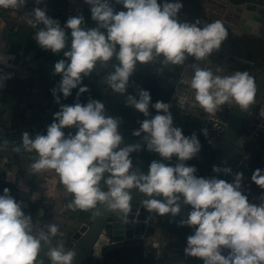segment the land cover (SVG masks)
I'll list each match as a JSON object with an SVG mask.
<instances>
[{
  "label": "clouds",
  "instance_id": "clouds-1",
  "mask_svg": "<svg viewBox=\"0 0 264 264\" xmlns=\"http://www.w3.org/2000/svg\"><path fill=\"white\" fill-rule=\"evenodd\" d=\"M34 3L27 21L36 30L34 41L45 51L63 52L64 58L54 64L53 72L60 81L51 89L60 108L46 134L32 137L25 131L21 145L12 150L37 154L30 165L33 172L54 170L73 197L69 209L87 211L103 205L106 211L127 217L133 199L130 193L135 189L143 194L146 210L171 217L170 222L181 214V205L190 206L187 218L177 225L192 229L186 238V257L203 264H264V202L252 203L243 193V173L213 166L214 173L231 176V181L197 176V168L187 162L199 156L201 143L195 133L185 136L181 128L174 126L171 104H153L150 93L142 88L135 95L127 94L138 64L161 57L163 65H183L189 57L196 62L207 61L228 38L223 21L180 22V0H84L95 27L83 26L82 14L69 16L61 26L47 15L46 6H41L45 0ZM25 4L26 0H0L3 8ZM114 5H121L123 10L117 11ZM113 58L117 63L106 77L108 85L114 92L126 94L125 106L145 117L132 132L141 142L125 146L119 117L107 115L99 100L79 102V97L89 92L87 86H82L83 78L91 75L97 62ZM190 67L194 73L189 81L194 95L192 107L209 115H215L226 104L249 112L257 96L255 78L249 72L226 75L219 66L214 71L199 63ZM10 78L0 74V87H5ZM74 89H78L77 102L62 104L61 95L67 99ZM150 107L156 112L154 116ZM260 115L264 117V111ZM73 128L75 134H65V129ZM8 144L4 140L0 147ZM141 151L160 157L150 162L147 173L134 168L130 158ZM173 157L175 164L166 163ZM251 182L264 190V170H254ZM57 233L58 227L49 224L47 232L41 229L34 234L32 217L24 213L9 189H4L0 195V264H35L42 242H49V236ZM48 256L52 264H73L76 252L65 251L61 241L49 249Z\"/></svg>",
  "mask_w": 264,
  "mask_h": 264
},
{
  "label": "crops",
  "instance_id": "crops-1",
  "mask_svg": "<svg viewBox=\"0 0 264 264\" xmlns=\"http://www.w3.org/2000/svg\"><path fill=\"white\" fill-rule=\"evenodd\" d=\"M35 6L34 0H26V4L19 8L0 7V74L11 76L5 82V87H0V119L3 124L14 130V136L7 140L8 146L0 147V181L18 188L21 207L27 208L30 203L37 205L34 215L31 216L34 234L41 229L47 232L49 224L58 227L56 236H49V242H42L35 262L52 264L48 256L49 249L61 241L64 242V248L70 249L74 240L90 225L95 209H69L68 204L72 202L73 197L66 191L54 170L33 172L30 165L38 158L37 154L23 150L17 153L12 150L14 146L21 145L22 131H46L57 112V103L49 91L48 77L53 74L54 64L60 60L63 52L53 54L51 51H45L34 41L36 30L28 25L27 21L31 9ZM41 6H46L47 15L58 20L61 26L71 16L69 12H65L66 8H69V11L72 8L81 11L89 8L84 0H45V5ZM225 8L234 10L228 6ZM252 22L257 21H250L249 24ZM221 65L225 64H218ZM188 94L185 89L179 102L181 103V99H194V96L192 98ZM179 108L183 109V105ZM70 132L73 134V129H65L66 135ZM246 142L248 140L245 136L243 143ZM0 145H3V142H0ZM242 153H245L244 159H241L238 165L243 167L244 177L247 178L244 189L246 191L243 193L248 196L250 202L262 203L264 190L251 182V176L256 169L264 170V149L258 158L250 161H247V158L253 156L252 147L249 145L246 152L240 151V154ZM101 187L107 190L103 183ZM185 208L188 214L190 206ZM182 218L186 219L187 215L176 217L172 222L171 218H167L164 222L153 225L147 221L143 227L140 226L134 231V236L139 238L117 242L105 240L101 251L90 256L92 262L88 260L84 264H203L198 259L184 255L186 238L192 234V229L177 226Z\"/></svg>",
  "mask_w": 264,
  "mask_h": 264
},
{
  "label": "rangeland",
  "instance_id": "rangeland-1",
  "mask_svg": "<svg viewBox=\"0 0 264 264\" xmlns=\"http://www.w3.org/2000/svg\"><path fill=\"white\" fill-rule=\"evenodd\" d=\"M231 3H246L247 6H254L258 13L264 14V7L262 5H256L252 1L248 0H228ZM263 1V0H258ZM183 7L178 14L181 18L180 22L185 20L194 22L199 19L201 24L212 23L216 21L213 16L207 13V8L202 0H180ZM245 5V6H246ZM246 6V7H247ZM117 11L123 10L121 5H114ZM65 12L71 16L82 14L85 18V27H95V22L91 19L89 8L87 10H76L72 8L65 9ZM257 22H255L256 24ZM228 31V38L222 44L219 51H214L209 57L212 62L217 64H225L222 66H228L225 74H231L235 71H247L253 76V70L256 68L254 63L264 66V34L260 33V29L264 30V24L257 23L258 33L245 34L235 31L232 27L225 24ZM70 35V32H69ZM70 44V40H69ZM67 50V49H66ZM63 53L60 59H63ZM189 57L183 65H163L159 58L148 64H138L133 76L130 78L128 93L135 95L139 88L147 90L151 95V102L154 104L157 101H163L171 104V113L174 120V126L182 129L185 136H191L195 133L201 143L202 149L197 158H194L187 162L190 166L197 168V176L206 177L214 166V156L216 145L215 141L222 138L225 128V122L231 110L230 105H224L216 112L215 115H211L210 118H206L203 114L196 113L191 109H180L176 103V92L179 86L184 81V85L188 82L184 80V72L188 65L191 63ZM117 61L113 60L109 62H97L89 77L83 78V85L89 88V92L82 94L79 97V102L86 104L89 99L99 100L104 103L106 108V114L113 117H119L122 123L119 128V132L124 137L125 146L130 143L141 142L139 137H133L132 132L139 128L138 121H142L145 117L137 112L135 109L125 106L126 94H120L114 92L106 81L107 75L114 71L113 65ZM231 70V73H230ZM49 91L56 87L60 81V76L51 74L49 77ZM187 85H190L189 83ZM78 89L72 91V95L67 99L61 95V103L66 105H72L77 102ZM179 101V100H178ZM60 108V105L55 104ZM262 109V110H261ZM150 114L154 116L155 110L150 107ZM264 111V106H260L252 114L251 119L243 127L242 135L243 139L248 142L243 143L240 151L246 152V149L250 145L252 147V157H248L247 161L255 160L259 157L261 151L264 149V117H261L260 113ZM198 115L206 118L204 121H193L188 115ZM205 115V114H204ZM245 133V134H244ZM73 134L75 129L73 128ZM247 134V135H246ZM245 146V147H244ZM244 154H240L241 159H244ZM133 160V167L139 168L141 171L147 173L148 166L151 161L159 160L160 157L154 153L147 151H141L140 153H133L130 157ZM175 164L176 158L173 157L170 162ZM243 169V168H242ZM243 175L244 171L242 172ZM231 176H225L224 180L231 181ZM242 191H246L242 189Z\"/></svg>",
  "mask_w": 264,
  "mask_h": 264
},
{
  "label": "water",
  "instance_id": "water-1",
  "mask_svg": "<svg viewBox=\"0 0 264 264\" xmlns=\"http://www.w3.org/2000/svg\"><path fill=\"white\" fill-rule=\"evenodd\" d=\"M248 1H252L256 5H262L264 7V0ZM227 3L228 5L238 9V12L232 16L233 19L236 20V25L242 21L244 32L251 34L253 31L249 21H257L261 24H264L263 13L252 11L248 7L243 6L241 2L236 4L231 2ZM178 20L181 21L179 16ZM253 77L255 78L257 87V96L255 98V102L250 106L248 113L241 112L237 107L231 106L230 113L225 122L222 138L215 141L216 150L214 156V166L226 168L231 164H238L241 160L240 149L243 142L239 143V140L242 135L244 124L251 117L254 110L259 105L260 100L264 97V66L259 67L258 71L253 75ZM188 96L193 98L194 95L191 90L189 91ZM191 101L192 99H187L185 101L186 109H191L196 111V113L203 115L206 114L199 107H192ZM242 168L243 167L239 165L236 172H243ZM223 176V174L218 175L211 170L206 178L217 177L222 179ZM246 182L247 179H244V183ZM245 188V185H242V189ZM130 194L132 195L133 199L131 201V211L128 213L127 217H124L122 214L118 215L114 212L106 211L103 205L97 206V209L94 210L91 223L85 232L74 240V243L70 249L64 248L65 251L74 250L76 252V257L73 261V264H84L89 260L92 254L95 255L96 247L100 243V240L104 241L99 247V251H101L103 248L105 240L109 242L111 239V242H117L121 240H129L134 237L139 238L138 236H134V231L136 228L140 226L143 227L145 225L150 212L145 209L142 203L144 198L143 194L139 193L135 189L131 190ZM181 207H183V205H181ZM97 211H99V215L95 214Z\"/></svg>",
  "mask_w": 264,
  "mask_h": 264
},
{
  "label": "bare ground",
  "instance_id": "bare-ground-1",
  "mask_svg": "<svg viewBox=\"0 0 264 264\" xmlns=\"http://www.w3.org/2000/svg\"><path fill=\"white\" fill-rule=\"evenodd\" d=\"M227 2L228 1L226 0V2H225L226 5H228ZM204 3H205V7L207 8V10H206L207 13H209L211 16H213L215 18V20H221V21H223V23L229 25V27H232L237 32H242L243 31L242 21L238 25H236V22H235L236 20L235 19H232L231 20V18H229V16L227 17V15H226L227 13H229V14H235L236 12H231L230 10H227L225 8L226 5H223L222 6V4H224L222 1L213 0L212 3L211 2H204ZM231 7L233 8V6H231ZM247 7L249 9H251L252 11H255L256 12L254 6H247ZM235 9H237V8H235ZM237 11H238V9H237ZM225 12H227V13L225 14ZM223 14H225V15H223ZM253 23L254 22L251 23V25L253 26L252 27L253 28V31H252L251 34H255V32L258 33L257 29H260V28H258V25H256L255 23L253 24ZM260 33L263 35L264 34V30L260 29ZM193 63H199L201 67L207 66L208 68L213 69V70H215V68L218 66V64L212 62V60L210 58H208L207 61H203V62H196V61H194L193 58H191V63L188 65L186 71L184 72V80L187 81V82L190 81V78L194 75V73L192 72V69L190 67V65L193 64ZM219 67H222L224 69V73L223 74H225L226 71H229L225 66H222L221 65ZM258 69H259V67H256L253 70V75L258 71ZM183 83H184V81L179 86V88H178V90L176 92V103L179 106H182L183 105V109H185V101L183 99H181V103H182L181 104L178 100L182 97L183 92L185 91V89H186V92H189L190 91V87L187 86L188 83L186 85H184ZM184 87H185V89H184ZM260 106L261 107L264 106V97L260 100L259 105L256 107L255 110H257V108H259ZM255 110H254V112H255ZM254 112H253V114H254ZM205 115L208 118L211 117V115H209L207 113ZM188 116L190 118H192V119H198V120H203L204 119V118L199 117L198 115H190L189 114ZM241 138H243V135H241ZM103 241L104 240H100V243L97 245L96 252H95L96 254L99 253V247L101 246V244L103 243ZM89 261L92 262V258H89Z\"/></svg>",
  "mask_w": 264,
  "mask_h": 264
},
{
  "label": "built area",
  "instance_id": "built-area-1",
  "mask_svg": "<svg viewBox=\"0 0 264 264\" xmlns=\"http://www.w3.org/2000/svg\"><path fill=\"white\" fill-rule=\"evenodd\" d=\"M252 117V115H251ZM251 117L245 122L244 126L247 124V122L251 119ZM27 131V130H25ZM25 131H22L21 132V136L22 134L25 132ZM30 136L34 137L35 135H37L38 133L40 134H46V131L44 130H40V131H27ZM14 136V130L12 128H10L9 126L3 124V122L1 121L0 119V142H3L4 140H8L10 139L11 137ZM238 164H231L229 167L232 168V170L234 172L237 171L238 169ZM225 176H223L222 179H224ZM244 179L246 180L247 178L244 177ZM244 179L242 181V185H245L246 183H244ZM187 215V209L185 208V206L181 207V214L177 217H183ZM167 218H171V217H168V216H159L155 211H152L148 214V219L147 221L149 222V224L153 225L155 223H161V222H164Z\"/></svg>",
  "mask_w": 264,
  "mask_h": 264
},
{
  "label": "trees",
  "instance_id": "trees-1",
  "mask_svg": "<svg viewBox=\"0 0 264 264\" xmlns=\"http://www.w3.org/2000/svg\"><path fill=\"white\" fill-rule=\"evenodd\" d=\"M56 111L57 112L59 111L58 106L56 107ZM5 188L9 189L10 195L12 197H14L19 202V200H18V193H19L18 188L15 185L6 184V183L0 181V195H3V191ZM36 207H37L36 204L30 203V204H28L27 208L22 207V209L26 215L33 216L35 211H36Z\"/></svg>",
  "mask_w": 264,
  "mask_h": 264
},
{
  "label": "flooded vegetation",
  "instance_id": "flooded-vegetation-1",
  "mask_svg": "<svg viewBox=\"0 0 264 264\" xmlns=\"http://www.w3.org/2000/svg\"><path fill=\"white\" fill-rule=\"evenodd\" d=\"M257 1H258V0H257ZM223 5H226V4L224 3V4H222V6H223ZM226 6L231 7L230 5H226ZM235 8H236V7H233L234 10L231 11V12H238L237 9H235ZM226 13H227V12H225V14H226ZM226 15H227V17L229 16V18H231V20L233 19V16H232L233 14H229V13H227ZM254 64H255V65H254L255 67H260V65H258V64H256V63H254Z\"/></svg>",
  "mask_w": 264,
  "mask_h": 264
}]
</instances>
